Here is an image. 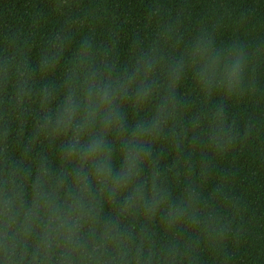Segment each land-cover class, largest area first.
<instances>
[{
  "label": "trees",
  "instance_id": "trees-1",
  "mask_svg": "<svg viewBox=\"0 0 264 264\" xmlns=\"http://www.w3.org/2000/svg\"><path fill=\"white\" fill-rule=\"evenodd\" d=\"M0 264H264V0H0Z\"/></svg>",
  "mask_w": 264,
  "mask_h": 264
},
{
  "label": "clouds",
  "instance_id": "clouds-1",
  "mask_svg": "<svg viewBox=\"0 0 264 264\" xmlns=\"http://www.w3.org/2000/svg\"><path fill=\"white\" fill-rule=\"evenodd\" d=\"M240 72V64L237 62L236 64L233 65V75L237 76L239 75ZM203 75V74H201Z\"/></svg>",
  "mask_w": 264,
  "mask_h": 264
}]
</instances>
